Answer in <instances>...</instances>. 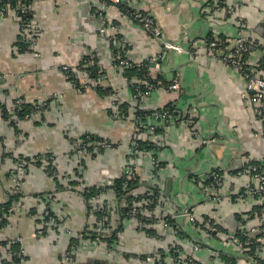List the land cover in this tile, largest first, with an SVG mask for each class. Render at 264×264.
<instances>
[{
	"label": "crops",
	"instance_id": "obj_1",
	"mask_svg": "<svg viewBox=\"0 0 264 264\" xmlns=\"http://www.w3.org/2000/svg\"><path fill=\"white\" fill-rule=\"evenodd\" d=\"M221 2L226 10L216 7ZM95 6V0L35 2L39 57L19 51L18 16L0 18V104L23 98L35 105L17 127L0 113V213L5 216L0 244H13L22 236L24 264H70L63 256L72 246L71 264H212L219 251L202 242L229 256L237 254V243H224L237 228L236 219L240 217L239 228L245 230L264 225V216L255 209L264 198L246 194L250 178L239 174L247 162L264 164V122L248 104L243 76L204 52L211 38L233 41L243 35L259 43L248 56L250 65L264 62V0H132V8L149 14L164 38L182 47L178 53L164 51L119 8L107 11L115 27L109 34L121 37L125 57L140 63L162 52L160 69L149 68L150 79L163 86L175 80L176 91L137 90L145 89L143 77L116 67V51L108 36L100 34L102 19ZM91 54L104 75L99 87L110 88L115 98L99 89L80 90L61 71L65 65L75 72ZM260 71L264 76V69ZM114 100L123 109L118 117ZM170 105L173 111L166 120L150 116ZM136 117L154 130L136 129ZM85 135L111 146L79 157L72 142ZM139 141L147 148L133 154L130 147ZM37 157L48 159L56 173L48 174L38 161L17 180L10 179L15 159ZM129 162L137 179V188L129 193L133 203L142 200H134L139 196H157L152 209L145 207L156 223L141 231L137 220L123 212L127 200L103 190L124 175ZM214 170L223 177L221 202L209 190ZM88 188L102 190L87 197ZM45 210L57 225L42 237L28 238ZM185 210L197 220L213 218L227 234L218 231L213 237L198 231L182 216ZM260 251L264 257V247ZM0 254L5 257L3 248Z\"/></svg>",
	"mask_w": 264,
	"mask_h": 264
},
{
	"label": "built area",
	"instance_id": "obj_2",
	"mask_svg": "<svg viewBox=\"0 0 264 264\" xmlns=\"http://www.w3.org/2000/svg\"><path fill=\"white\" fill-rule=\"evenodd\" d=\"M39 0H0V18H4L8 14L19 15V28H20V38L25 47V52L31 53L34 57H39V53L36 51V47L39 40V27L33 18L32 6L35 2ZM61 1V0H57ZM95 13L102 19V26L100 28V34L103 36H108V40L111 43L113 49L116 51L114 64L119 70H126L128 68L136 67L138 69L147 70V76L142 80L141 83L146 88V91H151L157 88H166L171 91L179 90V84L177 81L173 80L169 85L163 86L159 81L150 82L149 76V68L150 66L155 67L156 69H160L163 54L162 52L152 57L150 60L146 62L135 63L128 58L125 57V48L122 42V39L118 35H110L109 31L115 30V27L110 22L106 13L110 8H123V10L127 13L132 21L138 24L145 32H147L150 36H152L155 40H157L164 51L168 52H181L182 47L178 43L171 42L164 38L161 30L156 26L154 19L147 13L142 12L138 9H134L131 7L132 0H95ZM218 9L226 10L225 4L221 2V4L216 6ZM30 13V18H23L25 14ZM125 13V14H126ZM259 47V43L255 40L248 39L243 35H239L233 41L227 40L224 38H212L207 43V48L205 49L204 54L208 57L217 58L221 62H223L226 66L235 69L247 82V100L250 107L253 108V111L257 118L264 122V76L260 73V70L264 69V62H260L257 66H252L249 63L248 56L255 51ZM191 53V52H190ZM97 67L96 58L94 54L88 56V59L84 62V64L75 72L68 66H61V71L65 74L69 82L72 86L78 89H86L90 88H98L102 81L104 80V75L102 74V70L97 68V75L94 78L89 77L90 75L86 71L88 68ZM79 79V86H75V77ZM80 75H83V80L81 81ZM152 81V80H151ZM139 93V92H138ZM112 97L115 98V93L113 91L109 92ZM137 94V93H136ZM27 102L23 98H15L11 104L4 105V109L9 112L12 118V122L17 126L21 120L15 118L14 113L18 112L22 109V107ZM114 116L118 117L123 113L122 105L119 104L117 100H114ZM36 109H41L40 107H36ZM0 113H2V108L0 106ZM170 115L169 109H159L151 113V117L156 120H166ZM139 117L134 119V123L136 129L139 131H153L154 127L150 125H146L145 122H141ZM11 121V119H10ZM9 121V122H10ZM72 146L74 152L76 154L85 153V147L82 144V141H73ZM111 143L107 140H103L96 144L95 149H102L110 147ZM130 150L133 154L139 151V148L136 144H132ZM41 161L43 165H45V169L48 174L53 175L51 169H49V161L46 158H33L29 162H24L20 159L14 160V165L9 169V177L12 181L17 180L18 175L26 173L28 170L29 164L38 163ZM132 161V160H131ZM135 169L131 162L124 168V177L126 179L135 180L136 174L134 173ZM239 174L247 175L250 179L244 185V192L248 195L255 197L264 198V164L261 163H252L247 162L243 169L239 172ZM223 188V177L219 171L214 170L210 174V183L209 190L212 193L213 199L217 202L222 201V196L220 194ZM104 191H114L113 185L103 188ZM100 194V193H99ZM98 194V195H99ZM97 195V196H98ZM157 196L149 195L147 198L142 199L140 202L132 203L129 205L126 216L137 220L139 230H143L146 226H153L156 223V217L146 213L145 207L150 206L151 203L155 202ZM264 204V203H263ZM144 208V209H143ZM259 216H264V206L261 208L259 212ZM182 216L185 219H189L190 222H194L195 218L188 211H184ZM37 216L36 218H38ZM4 216L0 217L2 220ZM41 220L40 226L37 227L28 238L36 239L44 236L46 230L49 227H53L57 225V219L54 215L51 214L49 210H45L43 216H40ZM206 223L211 225L210 221L207 220ZM211 229H214L213 227ZM242 236L244 237L242 241L238 240L234 234L229 236V239L237 243L240 249L249 248L252 244V240L259 234L262 235L261 238L264 237V225L257 232L255 230L241 229ZM24 238L22 236L16 237L11 243H17L20 245L19 253H13L8 250L6 246H0V249L5 250V257L0 254V264H7L11 262L9 258H11V254L17 257L23 255V242ZM260 241V240H259ZM200 247V243H194V250H198ZM75 246H72L70 250H67L64 254V262L73 263L75 261ZM156 260V257L154 258ZM21 261L15 262L14 264H20ZM146 263V260H144Z\"/></svg>",
	"mask_w": 264,
	"mask_h": 264
},
{
	"label": "trees",
	"instance_id": "obj_3",
	"mask_svg": "<svg viewBox=\"0 0 264 264\" xmlns=\"http://www.w3.org/2000/svg\"><path fill=\"white\" fill-rule=\"evenodd\" d=\"M121 12L122 13H126L123 8H120ZM30 13L28 14H25V16H23V18H30ZM127 15V13H126ZM19 16V15H16V17ZM20 25V23H19ZM212 39V38H211ZM19 48V51H24L25 50V47L23 46V43L21 41V38L19 37V42H18V46ZM88 59V56H86L82 61L81 63L79 64V68L84 64V62ZM86 71L88 72V74L90 75L89 77L91 78H94L96 75H97V68L96 67H92V68H88L86 69ZM125 73L129 74V75H135L137 77H143L145 78L147 76V70H142V69H138L136 67H132V68H128L125 70ZM75 77V75H73ZM150 82H154L156 83V81H151ZM75 86H78L80 87L79 85V79H77L75 77V83H74ZM167 86V85H165ZM145 88V87H144ZM96 89H99L102 93H104L105 95H107V93L109 94V92H111L110 88H102V87H98ZM80 90H83V89H80ZM138 91H141V92H145L144 90L145 89H142L141 87H139L137 89ZM1 108H2V115L5 116V118H7L9 121H10V124L14 127H17L14 122H12V118H11V115L9 114V112L7 110L4 109V105H1ZM35 107L34 104H29V103H26L22 109L18 112H15L14 113V116L15 118H17L18 120H23V119H26L27 117H29L30 115V112L33 110V108ZM164 109H169L170 111V114H172V106H168ZM140 115V114H139ZM140 116H143L144 117V114H141ZM79 141H82V144L83 146L85 147V150L86 152H91L92 150L95 149L96 147V144L103 141L102 139L100 138H97V137H93L91 135H85L83 138H81ZM136 145L138 146V148H144L146 149V144L144 142H136ZM254 164H256V162H252ZM258 164V163H257ZM49 169H51L53 172L56 173V170L54 169V167L52 166V164L49 166ZM54 173V174H55ZM221 174V173H220ZM113 188H114V192L120 197V199H126L127 200V204H128V208H129V205H131L133 203L132 199H133V196L130 195L131 191L135 190L137 188V179L136 180H132V179H126L124 176H121L119 179L115 180L114 184H113ZM102 189H90L88 188L87 189V192L84 193V196H93L94 194H98L100 193ZM130 193V194H129ZM146 198V196H139L137 197L136 199L134 200H141ZM264 206V204H261L259 206H257L255 209H256V213L257 215L259 216V212L261 210V208ZM149 209H152V205L148 206ZM128 208H124L123 209V212L126 214L127 211H128ZM2 215L4 214H1L0 213V217H2ZM5 218V216H4ZM209 220L212 227L215 228V230L213 231V229H211L212 227L210 225H208L206 223V221ZM240 217H238L236 219V224H237V228L235 229V231L232 233L235 235V237L242 241L243 240V236H242V230L241 228H239V221H240ZM0 223L4 224L5 223V219L3 220H0ZM193 225L196 227V229L198 231H202L204 232L205 234H212L213 237H216L218 236V231L219 232H223L224 234H227V230H225L223 227L219 226L218 224L215 223V221L213 220V218H209V217H205L203 218L202 220H197L195 219V221L193 222ZM243 226V224H242ZM262 235L259 234L255 237V239L252 240V244L249 246V248H246V249H240L239 253L240 255L242 256H248L250 258H252L257 264H264V257L262 256L261 252H260V247L262 246V243H261V238ZM116 238L113 236L112 238L109 239V241L107 240V242H109L108 244H110L111 242H113ZM224 239V238H223ZM226 239V238H225ZM260 240V241H259ZM6 245H9L11 247V249L9 250L10 252H12V254L15 252V253H19L20 251V245L17 244V243H13V244H7V243H1L0 246H6ZM11 254V262H8L7 264H14L15 262H18V261H21L20 264H24V261L26 259V257L24 255H20V257H17L16 255H12ZM216 261L213 263V264H240L239 261L232 257V256H229L227 254H224L223 252H219L217 254V257L215 259Z\"/></svg>",
	"mask_w": 264,
	"mask_h": 264
},
{
	"label": "water",
	"instance_id": "obj_4",
	"mask_svg": "<svg viewBox=\"0 0 264 264\" xmlns=\"http://www.w3.org/2000/svg\"><path fill=\"white\" fill-rule=\"evenodd\" d=\"M263 26H264V24H263ZM196 239H198V238H196ZM202 245H204V246H206V247H208V248H210V249H213V250H217V251H219V252H224V253H226V251H222V250H219V249H215V248H212V247H210L209 245H207L206 243H204V242H202ZM232 256H234L236 259H241V260H245V261H247V262H249L250 264H257L252 258H250V257H248V256H242V255H239V254H233Z\"/></svg>",
	"mask_w": 264,
	"mask_h": 264
},
{
	"label": "rangeland",
	"instance_id": "obj_5",
	"mask_svg": "<svg viewBox=\"0 0 264 264\" xmlns=\"http://www.w3.org/2000/svg\"><path fill=\"white\" fill-rule=\"evenodd\" d=\"M74 150V149H73ZM88 152H83L82 154H77L79 157H84L86 154H87ZM246 230H248L249 232H252L251 230H255L254 228H247ZM255 232H257V230H255ZM252 234H254L255 235V233H253L252 232ZM230 235H232V233H230ZM230 235H228V238L227 239H225V241H224V243H228V242H230L231 240L229 239V236ZM199 241L201 242V239H199ZM199 242V243H200ZM263 242H264V237L261 239V243H262V246L261 247H264V244H263ZM239 251H240V248H239ZM260 252H262V251H260ZM237 254H239L240 255V253L238 252ZM63 258H64V256H63ZM240 260V262H244L245 260H241V259H239ZM216 260H214L213 262H212V264L215 262ZM247 263V262H246ZM248 264H249V262H248Z\"/></svg>",
	"mask_w": 264,
	"mask_h": 264
}]
</instances>
